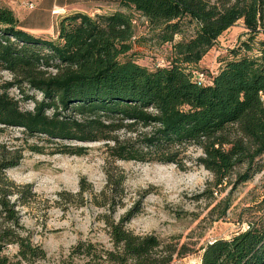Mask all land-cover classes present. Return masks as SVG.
Segmentation results:
<instances>
[{
    "label": "trees",
    "instance_id": "obj_1",
    "mask_svg": "<svg viewBox=\"0 0 264 264\" xmlns=\"http://www.w3.org/2000/svg\"><path fill=\"white\" fill-rule=\"evenodd\" d=\"M118 2L120 9L112 13L62 14L56 39L24 30L13 10L0 6V71L12 76L0 83V136L7 129L20 134L9 144L0 142V264H40L47 258L19 210L38 195L31 184H17L5 173L26 153L84 156L85 144L104 145L111 163L104 189L94 195L81 177L76 196L105 208L101 219L111 248L78 242L71 255L86 264H171L189 250L175 237L128 228L141 212V199L115 217L125 207L126 176L113 161L175 164L182 171L203 167L213 177L194 200L207 202L213 221L224 218L232 204L229 195L215 193L234 175L238 186L263 170L264 41H258L256 56L240 57L238 51L215 74L192 67L239 20L253 39L264 25V0ZM135 14L145 18L157 44H170L171 57L161 59L162 66L148 68L127 56ZM185 21L194 25V34L176 41ZM195 72L204 73L205 82H196ZM29 102L32 108L22 106ZM190 147L201 155L188 157ZM254 212L244 231L200 247L201 264H264V199Z\"/></svg>",
    "mask_w": 264,
    "mask_h": 264
},
{
    "label": "rangeland",
    "instance_id": "obj_2",
    "mask_svg": "<svg viewBox=\"0 0 264 264\" xmlns=\"http://www.w3.org/2000/svg\"><path fill=\"white\" fill-rule=\"evenodd\" d=\"M11 4L12 0H0V6ZM102 5L103 8L93 6L87 13L95 16L100 9L103 14L120 9L118 0H104ZM135 17L136 35L133 49L127 56L148 68L162 66L161 59L171 57L170 44H157L145 18L139 14H135ZM186 21L183 33L175 37L176 41L189 39L194 34V25ZM250 35L243 20L237 21L223 32L192 70L205 69L215 74L223 61L233 59L238 51L240 57L256 56L258 41H264V25L253 39ZM56 36L55 30L50 34L45 33L43 38L56 39ZM244 43H249L251 49L247 50ZM10 79L11 74L0 71V83ZM11 93L19 96L16 89L11 90ZM22 106L30 109L33 104L22 103ZM119 135L124 137L125 132H120ZM18 136L20 134L17 129H7L1 134L0 142L9 144V140ZM85 145L89 147V151L84 156L26 153L19 166L5 172L17 184H31L38 195L30 205L20 207L19 210L21 221L32 233L34 243L41 245L47 253V258L40 264H86L83 257L71 255L73 247L80 241H90L111 248L108 230L101 219L105 208L96 206L91 198L82 202L76 196L81 177L87 179L94 195L99 194L106 185L105 168L111 166L102 143ZM200 155V150L195 147H190L187 151L188 157L196 158ZM260 162L264 163V156ZM112 165L122 169L126 176L123 194L125 207L119 208L115 217L118 218L125 208L141 199V212L132 219L128 228L140 234L154 232L165 239L175 237L180 244L186 245L189 249L186 256L175 258L171 264H201L202 251L199 248L216 239H229L247 229L257 204L264 199V167L251 180L238 186H233L234 175L232 183L224 185L226 187L223 192L215 193L219 198L229 195L231 208L224 218L213 221L215 215L210 214L211 207L207 202L194 200L213 177L203 167L194 165L191 169L182 171L175 164L113 161ZM64 192L68 194L63 195L60 200V194ZM9 251L14 252L15 247H10Z\"/></svg>",
    "mask_w": 264,
    "mask_h": 264
},
{
    "label": "crops",
    "instance_id": "obj_3",
    "mask_svg": "<svg viewBox=\"0 0 264 264\" xmlns=\"http://www.w3.org/2000/svg\"><path fill=\"white\" fill-rule=\"evenodd\" d=\"M7 6L19 18L22 28L36 35L55 32L62 14L70 12L87 13L93 6L103 8L102 1L94 0H12ZM60 9L62 13L53 14V9ZM101 9L98 11L100 13ZM88 14V13H87ZM93 15V14H89Z\"/></svg>",
    "mask_w": 264,
    "mask_h": 264
},
{
    "label": "built area",
    "instance_id": "obj_4",
    "mask_svg": "<svg viewBox=\"0 0 264 264\" xmlns=\"http://www.w3.org/2000/svg\"><path fill=\"white\" fill-rule=\"evenodd\" d=\"M59 12H60L59 9H55V8H54V9L52 10V13H53V14H57V13H59ZM161 64H162V62H161ZM194 80H195L196 82H198L199 84L205 82V75H204V73H201V72H195V73H194Z\"/></svg>",
    "mask_w": 264,
    "mask_h": 264
},
{
    "label": "bare ground",
    "instance_id": "obj_5",
    "mask_svg": "<svg viewBox=\"0 0 264 264\" xmlns=\"http://www.w3.org/2000/svg\"><path fill=\"white\" fill-rule=\"evenodd\" d=\"M60 10V9H59ZM61 11V10H60Z\"/></svg>",
    "mask_w": 264,
    "mask_h": 264
}]
</instances>
